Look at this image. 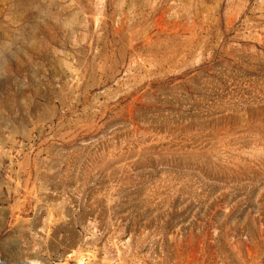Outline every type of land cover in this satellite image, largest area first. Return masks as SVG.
Instances as JSON below:
<instances>
[{"label": "rangeland", "instance_id": "1", "mask_svg": "<svg viewBox=\"0 0 264 264\" xmlns=\"http://www.w3.org/2000/svg\"><path fill=\"white\" fill-rule=\"evenodd\" d=\"M32 260L264 264V0H0V261Z\"/></svg>", "mask_w": 264, "mask_h": 264}, {"label": "bare ground", "instance_id": "2", "mask_svg": "<svg viewBox=\"0 0 264 264\" xmlns=\"http://www.w3.org/2000/svg\"><path fill=\"white\" fill-rule=\"evenodd\" d=\"M82 260V259H81ZM1 262V261H0ZM48 261H46V264H49L47 263ZM91 262V261H90ZM81 263V261H80ZM24 264H45V262H42V261H38V260H32V261H29V262H24ZM86 264V263H84Z\"/></svg>", "mask_w": 264, "mask_h": 264}, {"label": "water", "instance_id": "3", "mask_svg": "<svg viewBox=\"0 0 264 264\" xmlns=\"http://www.w3.org/2000/svg\"><path fill=\"white\" fill-rule=\"evenodd\" d=\"M0 264H4V263L0 262ZM17 264H24V263L21 262V263H17Z\"/></svg>", "mask_w": 264, "mask_h": 264}]
</instances>
